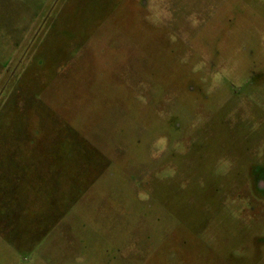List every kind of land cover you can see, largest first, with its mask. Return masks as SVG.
<instances>
[{
	"label": "rangeland",
	"instance_id": "rangeland-1",
	"mask_svg": "<svg viewBox=\"0 0 264 264\" xmlns=\"http://www.w3.org/2000/svg\"><path fill=\"white\" fill-rule=\"evenodd\" d=\"M264 0H0V264H264Z\"/></svg>",
	"mask_w": 264,
	"mask_h": 264
},
{
	"label": "flooded vegetation",
	"instance_id": "flooded-vegetation-1",
	"mask_svg": "<svg viewBox=\"0 0 264 264\" xmlns=\"http://www.w3.org/2000/svg\"><path fill=\"white\" fill-rule=\"evenodd\" d=\"M255 182H256V185L259 186L258 189H259L260 191L264 189V180H263L262 178H260V179L257 178V179L255 180Z\"/></svg>",
	"mask_w": 264,
	"mask_h": 264
}]
</instances>
